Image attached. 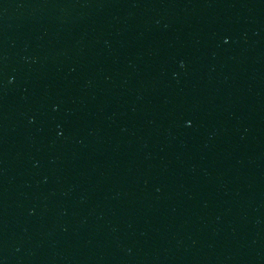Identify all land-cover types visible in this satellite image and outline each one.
Segmentation results:
<instances>
[{
    "label": "water",
    "instance_id": "water-1",
    "mask_svg": "<svg viewBox=\"0 0 264 264\" xmlns=\"http://www.w3.org/2000/svg\"><path fill=\"white\" fill-rule=\"evenodd\" d=\"M263 230L264 0H0V264Z\"/></svg>",
    "mask_w": 264,
    "mask_h": 264
}]
</instances>
